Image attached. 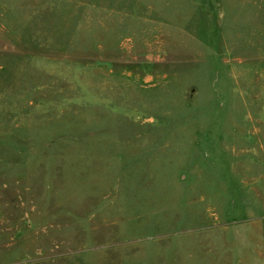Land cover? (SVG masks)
<instances>
[{"label": "rangeland", "instance_id": "374dc122", "mask_svg": "<svg viewBox=\"0 0 264 264\" xmlns=\"http://www.w3.org/2000/svg\"><path fill=\"white\" fill-rule=\"evenodd\" d=\"M0 264H264V0H0Z\"/></svg>", "mask_w": 264, "mask_h": 264}]
</instances>
